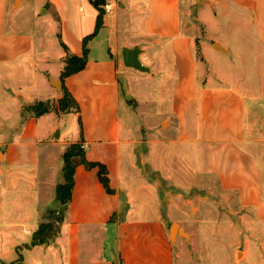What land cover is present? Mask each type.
Here are the masks:
<instances>
[{"label": "crops", "instance_id": "1", "mask_svg": "<svg viewBox=\"0 0 264 264\" xmlns=\"http://www.w3.org/2000/svg\"><path fill=\"white\" fill-rule=\"evenodd\" d=\"M191 1L106 0L111 12H106L104 26L90 41L89 49L103 36L101 42H106L109 56L96 58L91 55L92 50L89 51L84 70L63 82L61 75L67 54L79 55L68 49V53L64 51L56 60L55 74L49 65L44 68L46 99L58 106L63 93L52 88L49 82L51 79L60 81L80 107L79 114L70 115L78 121L81 119L82 126L78 122L72 141L62 142L60 133V141L56 142L51 138L65 116L58 118L53 113L40 118L31 116L12 140L0 144L3 156L0 164V264L15 263L20 257L24 264H179L180 261L183 264L186 261L190 254L185 256V251L180 250L176 255L179 261L175 263L166 220L160 210L149 209L141 201L146 195L128 194V210L122 209V157L134 141L133 135L141 130L133 127L136 112L152 99L151 95L142 93L143 89L137 91L133 82L140 80L142 84H152L156 78H159V92L170 82L167 87L170 91H166L169 94L166 111L177 120L180 142L199 146L203 160L200 165L207 166L222 182L223 188L235 191L242 229L255 230L262 235H243L244 256L235 264L248 260L251 245L258 247L262 253L260 264H264V166L261 163L264 152L260 153L261 147L264 151V141L254 137L260 133L259 124L253 134L249 133L247 124L249 98L256 104H264V51L255 71L249 74L242 70L240 76L234 73L231 85L210 86L207 78L201 81L199 64L192 52L193 39L181 28L182 6L190 5ZM209 2L232 7L234 11L229 15L233 21L255 37L252 46L256 44L264 49V0ZM25 3L36 18L46 14L52 6L59 8L62 0H20L18 5L16 0H0V69L6 73L10 72L8 65L22 56H30L25 63L30 68L31 63L38 65L35 63L37 57H42L46 64L51 63L47 52L33 49L32 38L12 31L9 26L13 18L9 19V13L14 15ZM94 10L97 19L98 12ZM56 37L58 33L52 35L53 39ZM214 44L226 49V52H216L229 54L222 44ZM136 46L144 51L140 59L150 68V73L125 67L123 50ZM157 59L161 61L155 63ZM157 67L164 73H158ZM171 76L172 82L168 81ZM10 79L0 78V94L9 96L5 100L13 98L20 87L15 83L16 87L10 88V82L14 84ZM255 79L258 88L247 89V95V83ZM20 96L18 93L17 97ZM161 97L164 100V93ZM124 98L127 108L122 115ZM131 102L137 106L134 108ZM124 117L127 120L125 132ZM2 139L3 136L0 142ZM78 142L84 145L89 162L107 168L110 188L114 192H106L98 169L88 170L78 165L72 201L59 224L57 237L44 245L26 249L39 226L52 214L50 210L61 206L56 199V189L64 181L61 160L65 150L60 147L66 149ZM209 223L210 229L215 230V222L210 220ZM232 241V247L236 246L237 242ZM230 258L232 260V255Z\"/></svg>", "mask_w": 264, "mask_h": 264}, {"label": "rangeland", "instance_id": "2", "mask_svg": "<svg viewBox=\"0 0 264 264\" xmlns=\"http://www.w3.org/2000/svg\"><path fill=\"white\" fill-rule=\"evenodd\" d=\"M201 1L193 0L190 5L182 6V31L193 39L192 52L199 64L201 81L207 78L210 86L231 85L234 73H238L240 76L242 70L249 74L255 71L264 49L256 44L252 46L254 44L252 39L255 37L244 31L236 21H233L231 13L234 10L232 7L214 2L200 5ZM195 9L196 13L193 14ZM12 15L10 12L9 19L13 17L9 21L12 24H9L12 26V31L32 38L33 49L37 51L40 49L42 53L47 52L51 60L48 61L51 63L46 64L42 57H37L38 60L35 59V63L38 65L31 63L32 68H30L25 64L31 59L30 56H22L8 65L10 75L0 69V75L2 74L0 78L11 77L12 80H10L14 84L10 82V88L20 84L19 91L17 90L10 100H5L9 97L6 94H0V138L3 136L0 144L12 140L15 133L33 116L29 108L35 102L47 100L46 84L42 74L47 65L55 74L58 65L56 60L64 53L62 44L72 53L82 56L84 41L94 33L96 27L94 8L89 2L85 3L81 0H62L59 8L52 6L50 11L36 18L33 11L28 8V4L25 3L18 12ZM6 30L8 28H5ZM57 33L59 37L53 39L52 35ZM102 38L103 36L92 44L91 49H89L90 42L87 45V49L92 50L93 57L105 58L109 56L107 44L101 42ZM215 42L226 47L229 54L216 52L220 50L213 49ZM141 57L143 58L144 54ZM157 61H161V59H157L155 63ZM22 66H24L23 69ZM156 71L164 73L158 67ZM156 79L158 81L159 78ZM169 80L172 82L173 77L168 78ZM157 81L152 84H142L140 80L133 82L137 91L143 89L142 93L151 95L152 99L149 103L142 104L143 107L136 112L137 116L134 117L133 127L136 131L141 130L133 135L135 139L122 157L123 179L120 186L122 209L128 210L129 204L126 197L128 194H137V197L146 195L147 198H142L141 201L149 209L154 207L162 212V216L166 220L168 234L173 224L183 228L187 237L175 234L174 239L170 238L175 256L180 254V250L185 251V256L190 254L183 264L238 263L242 260L246 248L243 235L250 237L262 235L255 230L242 229L241 213L238 212V198L235 191L223 188L222 182L217 176L211 174L207 166L200 165L203 160L199 146L180 142L176 127L177 120L166 111L167 103H169L167 100L169 94L166 91H170V88H167L170 86V82H167L164 87L162 86L159 92ZM256 81L255 79L247 83L246 94L248 90L252 91L254 88H258ZM49 83L51 85V82ZM0 87H2L1 82ZM18 93H20V97H17ZM163 93L164 100L161 97ZM125 101V98L121 101L122 115L127 108ZM47 102L51 105V113L58 118L65 116L57 127L58 136L55 137L56 134H54L51 139L56 142L60 141L61 133L62 142L72 141L74 139L72 136L78 130V120L74 115L61 114L58 111V106L52 100H47ZM131 103L134 108L137 106L134 102ZM263 105L262 102L256 104L249 98L247 124L248 131L252 134L259 124L260 133L253 136L255 139L264 141ZM122 120L125 132L127 120L125 121V117ZM161 121H164L162 125ZM261 148L260 153L262 154L264 151H262L263 147ZM60 150L66 151L64 147H60ZM61 162H63V157ZM261 163L264 166V156ZM61 176L63 177V174ZM135 202H140V200H135ZM210 220L215 222V230L210 229ZM232 240L237 242L236 246L232 247ZM249 247V258L244 264H260L262 253L258 251L257 246ZM230 255H232V260ZM235 255L237 256L235 257ZM181 256L183 255L181 254ZM178 261L176 256L175 263ZM179 264H182L181 261Z\"/></svg>", "mask_w": 264, "mask_h": 264}, {"label": "trees", "instance_id": "3", "mask_svg": "<svg viewBox=\"0 0 264 264\" xmlns=\"http://www.w3.org/2000/svg\"><path fill=\"white\" fill-rule=\"evenodd\" d=\"M98 12L97 22L95 31L92 35L85 39L84 50L82 56H75L67 54L65 60V68L61 75V81L63 82L66 78L80 73L84 70L88 62L89 50L87 49L88 43L93 40L102 30L104 26V18L106 15V0H87ZM63 49L68 53V48L63 45ZM63 96L58 101V111L63 115L79 114L80 107L76 100L73 98L71 93L63 86ZM30 113L33 117L40 118L51 113V105L49 102H35L30 108ZM79 125L82 126L81 119H79ZM63 178L62 184L58 185L56 189L57 202L62 205H69L72 201V194L75 187V173L78 165H83L86 169H98L99 180L104 186L106 192L112 194L114 191L110 188V181L108 178L107 168L100 163H92L86 159L85 148L82 142L73 143L66 148L63 155ZM46 223H42L39 229L34 233L31 245H28L26 249L40 246L48 243L50 240L57 237L59 224V216L56 214L48 215L45 218ZM5 264V263H2ZM11 264H24L23 258ZM123 264V262H121Z\"/></svg>", "mask_w": 264, "mask_h": 264}, {"label": "water", "instance_id": "4", "mask_svg": "<svg viewBox=\"0 0 264 264\" xmlns=\"http://www.w3.org/2000/svg\"><path fill=\"white\" fill-rule=\"evenodd\" d=\"M207 2H209V0H202L200 5H203L204 3H207ZM19 3H20V0H16V5H18ZM195 13H196V9L193 11V14H195ZM214 48L219 49L220 51L226 52V49H224L219 44H215ZM143 54H144V51L139 46H136L134 48H125L123 50V53H122L123 62H124L125 67L134 69V70L142 72V73H150V68L145 66L141 62L140 58ZM50 82H51L52 87H54L57 91H60V92L63 91L62 83L60 81H55V80L51 79ZM58 134L59 133L57 131L55 137H57ZM2 160H3V156H2V153L0 152V164H1ZM67 210H68V205H62L60 207H57V208L50 210V213L58 215L59 220L61 222H63V220H64L63 215ZM175 228H178V230L176 231ZM175 234H177L179 236L184 235L187 237L185 230L183 228H181L180 226H178L177 224H173L170 227V238L173 239V236Z\"/></svg>", "mask_w": 264, "mask_h": 264}, {"label": "built area", "instance_id": "5", "mask_svg": "<svg viewBox=\"0 0 264 264\" xmlns=\"http://www.w3.org/2000/svg\"><path fill=\"white\" fill-rule=\"evenodd\" d=\"M106 12H111V10H110V7L109 6H106Z\"/></svg>", "mask_w": 264, "mask_h": 264}, {"label": "bare ground", "instance_id": "6", "mask_svg": "<svg viewBox=\"0 0 264 264\" xmlns=\"http://www.w3.org/2000/svg\"><path fill=\"white\" fill-rule=\"evenodd\" d=\"M175 229H176V231L178 230V228H175ZM175 229H174V230H175ZM174 236H175V235H174ZM174 236H173V239H174Z\"/></svg>", "mask_w": 264, "mask_h": 264}]
</instances>
